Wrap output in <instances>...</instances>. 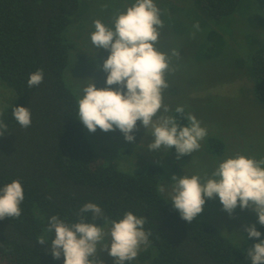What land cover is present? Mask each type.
Masks as SVG:
<instances>
[{
	"label": "trees",
	"instance_id": "16d2710c",
	"mask_svg": "<svg viewBox=\"0 0 264 264\" xmlns=\"http://www.w3.org/2000/svg\"><path fill=\"white\" fill-rule=\"evenodd\" d=\"M194 1L215 20L233 15L241 3ZM80 6L81 0H0V79L16 93L14 103L1 111L8 131L0 136V187L18 179L25 195L21 216L0 220V258L7 264H63V255L56 260L50 252L55 233L47 232L49 218L77 222L79 208L92 202L111 220L122 219L128 211L147 218L144 229L151 233L150 244L142 246L141 262L251 264L249 248L215 225L196 217L190 225L181 219L160 192L161 165L132 173L102 160L78 120V95L65 78L76 48L70 27ZM251 58L255 96L264 102V46ZM38 69L44 70L43 82L29 88V75ZM14 106L30 109V127L16 122ZM178 122L188 125L184 117ZM209 146L219 155L226 149L217 139ZM170 152L176 156L174 149ZM85 220L104 225L102 218L93 221L91 213ZM256 229L264 239V226Z\"/></svg>",
	"mask_w": 264,
	"mask_h": 264
},
{
	"label": "clouds",
	"instance_id": "9594fccd",
	"mask_svg": "<svg viewBox=\"0 0 264 264\" xmlns=\"http://www.w3.org/2000/svg\"><path fill=\"white\" fill-rule=\"evenodd\" d=\"M162 14L155 0H133L124 10H116L111 26L99 19L93 21L91 44L96 53L100 49L110 53L102 65L107 74L106 87L97 88L92 78L82 80L85 83L77 86L78 120L90 133L97 129L104 132L118 129L128 142L135 141L134 133L139 130L137 121H140L146 135L153 137L147 149L153 152L174 149L179 160L199 151L208 130L191 113L185 116V106L173 110L164 102V92L170 86L167 77L178 70L173 59L180 58V51L174 48L169 53L156 47L164 28ZM193 28L200 31L199 22ZM192 35L194 38L195 32ZM43 78L44 70L38 69L29 75L27 86L38 87ZM114 85L116 87H112ZM173 111L175 114H169ZM13 117L22 128L31 126L28 107L14 106ZM178 117L187 119L188 125H181ZM7 131L8 125L0 119V136ZM160 192H167L172 206L189 225L202 213L206 199L218 197L223 210L230 216L238 206L241 210L251 209L257 214L258 223L264 226V157L257 159L237 154L218 162L210 174H173L170 190L165 184ZM24 199L18 179L0 187V220L19 218ZM87 213L92 214L93 221L102 218L104 225L86 222ZM76 216L78 220L73 223L56 215L48 221L47 232L55 233L50 244L51 255L56 260L63 255V264H104L98 259V251L105 250L114 258V264H131L142 246L150 244L151 233L144 229L145 216L128 211L122 219L111 220L92 202L81 206ZM244 231L246 239L261 237L255 224L244 226ZM106 238L109 243L103 244ZM38 242L46 244L44 239ZM247 258L251 264H264V239H259L247 250Z\"/></svg>",
	"mask_w": 264,
	"mask_h": 264
},
{
	"label": "rangeland",
	"instance_id": "374dc122",
	"mask_svg": "<svg viewBox=\"0 0 264 264\" xmlns=\"http://www.w3.org/2000/svg\"><path fill=\"white\" fill-rule=\"evenodd\" d=\"M132 2L81 0L69 33L76 48L65 72L67 82L78 96L77 86L85 83L82 80L92 78L97 88L106 87L107 74L102 65L110 53L104 49L96 53L91 44L93 21L99 19L111 26L116 10H124L125 5ZM155 2L163 10L161 19L164 22L156 47L163 52L170 53L174 48L180 51V58L173 59L178 70L167 77L170 86L164 92V102L173 110L185 106L187 113L194 115L202 122L201 126L207 128L208 135L201 141L199 151L177 160L171 149H161L160 152L147 149L153 137L146 135L140 121H137L139 130L134 133V142L126 141L118 129L109 132L97 129L90 133L86 128L102 160L132 173L144 171L150 164H159L164 168L161 186L168 184L170 190L173 174H210L218 162L237 154L257 159L264 157V102L255 96L251 63L252 54L264 46V0H241L233 15L220 20L211 18L194 0ZM196 22L201 29L198 32L193 28ZM15 99V91L0 79V112ZM214 139L225 144V152L221 155L210 149L209 143ZM164 194L171 201L167 192ZM196 218L215 225L233 242L247 248L255 243L246 239L244 226H260L254 211L241 210L238 206L230 216L223 210L218 197L206 199L202 213ZM107 243L108 238L103 244ZM140 252L131 264H148L139 260ZM98 259L104 264H114V258L106 250L98 251ZM0 264L7 262L0 258Z\"/></svg>",
	"mask_w": 264,
	"mask_h": 264
}]
</instances>
